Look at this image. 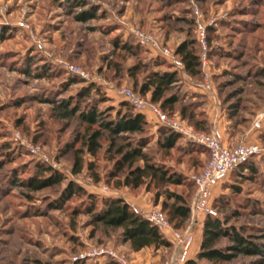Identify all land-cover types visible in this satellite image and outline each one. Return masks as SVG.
<instances>
[{"label": "rangeland", "instance_id": "rangeland-1", "mask_svg": "<svg viewBox=\"0 0 264 264\" xmlns=\"http://www.w3.org/2000/svg\"><path fill=\"white\" fill-rule=\"evenodd\" d=\"M80 15L87 17L80 20ZM134 31L153 37L174 61H179L175 49L192 42L200 73L188 76L171 60L140 45ZM161 60L177 71L178 82L167 94L179 98L168 111L171 119L205 135L218 132L228 148L244 143L264 149V0H0V264H139L142 258L150 264H180L176 244L133 252L120 230L92 223L86 211L91 195L122 198L139 213L157 209L168 220L161 209L166 198L162 195L156 204L154 185L120 186L127 170L111 175L115 156L106 152L107 133L101 149L91 156L83 138L86 127L76 119L58 118L55 110L59 101L73 99L92 83L107 100L99 103L100 96L92 93L81 108L94 104L104 117L114 119L125 101L122 89L149 102V96L138 91L148 72L170 71L156 65ZM73 78L80 82L70 85ZM182 109L185 120L180 119ZM146 122L143 136H128L117 146L142 137L151 162L181 177V185L164 186L160 192L187 200L190 219L178 229L169 225L173 231L190 232L188 255L200 234L202 222L197 219L206 217L192 212V179L201 173L209 153L179 133L176 146L162 151L157 144L162 125L149 115ZM76 157L82 167L75 175ZM250 162L256 173L230 174L213 188L212 205L228 201L223 214L213 206L217 215L236 212L229 224L262 237L264 245V157ZM40 167L62 175L61 183L38 191L22 186L32 177H48L37 173ZM69 185L81 187L85 195L66 196ZM262 259L240 255L221 264H264Z\"/></svg>", "mask_w": 264, "mask_h": 264}, {"label": "trees", "instance_id": "trees-1", "mask_svg": "<svg viewBox=\"0 0 264 264\" xmlns=\"http://www.w3.org/2000/svg\"><path fill=\"white\" fill-rule=\"evenodd\" d=\"M75 3L77 1L72 2L71 5L73 6ZM86 17V15H80L77 18L85 20ZM116 45L119 46L118 44ZM121 48L128 52L134 51L126 44H121ZM175 55L179 58L181 65H183V72L188 76H196L200 73L199 55L193 49L192 42L181 43L175 49ZM156 65H163L170 71L148 72L138 94L141 96L148 95L149 103L157 105L160 110L171 116L168 111L179 102V98L175 95L167 94L171 92L178 82L177 71L172 70L174 67L162 60L157 62ZM79 82L77 78L69 80L70 85ZM92 93H95L98 97L100 96L101 100H99V103L107 100L104 95L101 96L95 84L90 83L86 87H82L73 99L59 101L55 105L58 118L65 120L76 119L81 125L86 127L87 133L83 138L86 152L91 156L101 149L100 140L103 137V133L106 132L109 137V146L106 152L111 153L113 151L115 156L113 157L114 167L111 175L113 177L117 176L126 169L127 172L120 186L135 189L143 185H146L147 188L154 185L156 204L159 202L160 197L164 195L166 199L162 202L161 209L164 212L166 211L169 223L178 229L191 216L187 200L181 194L177 195L166 190L160 192V189L168 185H181L183 183L181 177H176L175 174L171 173L170 169L151 162V158L143 152L147 143L142 137L137 142L134 140L135 143L133 142V144L124 143V141H128V136H143L145 134L148 128L146 113L135 111L126 101L119 103V110L114 119L104 117V113L99 112L94 104L87 105L85 109H82V100L88 101ZM185 118V109H182L180 119L185 120ZM189 122L191 123L190 120ZM193 124L196 129H199V125ZM161 127L159 130L161 138L158 139L157 144L162 151H169L176 146L180 136L164 125ZM119 140L124 141L117 146ZM203 151L207 153L205 149ZM138 162H141V165H136ZM81 167L82 161L80 157H76L72 172L75 175L80 173ZM243 171L252 174L256 173V168L249 161L238 166L232 173H234L235 177L236 174L237 176H243ZM37 173L48 177L45 180L32 177L28 181L23 182L22 186L30 189V191H38L48 186L58 185L63 179L62 175L53 171L50 167H40ZM188 185L191 186L192 184L188 183ZM76 193L85 195V191L81 187L77 186L74 188L69 185L66 196ZM88 199L90 200V205L86 211L92 216V223L104 229L120 230L122 241L128 243L133 252L151 247L160 249L171 246L166 236L158 228L150 224L141 214H135L124 199L116 197L98 198L94 195L89 196ZM213 204L214 208L223 214V210L228 207L229 202L219 199ZM235 215L236 212L231 213V215L230 213L229 215L225 213L223 218L219 217L217 213L214 216H206L201 225V243L195 255L196 257L190 260L187 259L184 264H200V262L221 264L232 261L240 255L261 256L264 261V245L259 241L262 237L248 235L242 226L235 227L229 224L231 218ZM225 241L228 244L225 247H221V244Z\"/></svg>", "mask_w": 264, "mask_h": 264}, {"label": "built area", "instance_id": "built-area-1", "mask_svg": "<svg viewBox=\"0 0 264 264\" xmlns=\"http://www.w3.org/2000/svg\"><path fill=\"white\" fill-rule=\"evenodd\" d=\"M134 36L137 38L140 45L145 48L147 47L154 53H158L164 59L171 60L173 66L183 69V65H181L179 61H174V56L170 51L161 47L159 48L153 37L139 31H134ZM202 58L204 64V56H202ZM119 93L135 111L141 113L149 111L157 124L164 125L177 134L179 133L188 139L195 140L198 144L204 147L207 153H209L208 161L203 166L201 173L194 176L192 179L195 186L194 201L192 205V212L194 214L201 212L205 216L216 215L212 205L213 188L229 177L238 166L251 161L253 158L264 157V149L255 144L250 145L240 143L233 148H228L223 145L222 138L218 132L214 131L207 135L201 132H195L182 124L180 120L171 119L170 116L163 110H160L157 105L151 104L148 101L146 102L142 97L137 96L133 92L122 89ZM133 211L135 214H141L150 224L158 228V230L165 236L170 235L171 241L180 248L181 253L177 262L182 264L187 260V250L192 243V237L190 236L189 231L184 233L181 231H173L170 228L166 215L160 210L154 209L147 213H139L137 210ZM121 264H126V262L122 261ZM167 264L172 263L169 262Z\"/></svg>", "mask_w": 264, "mask_h": 264}, {"label": "crops", "instance_id": "crops-1", "mask_svg": "<svg viewBox=\"0 0 264 264\" xmlns=\"http://www.w3.org/2000/svg\"><path fill=\"white\" fill-rule=\"evenodd\" d=\"M147 116L149 115V119H153L155 122H156V120L154 119V117L151 115V113L149 112H147V114H146ZM116 198H118V197H116ZM129 204V206L130 207H134V205L135 204H132L131 202L130 203H128ZM197 220H199V222H203V218H199V219H197ZM201 225H202V223H201ZM201 225H200V234H199V236H198V238L194 241L195 243H194V245L192 246V249H191V251L188 253V255H187V257H188V260H190V259H194L196 256V253H197V251L199 250V247H200V243H201V233H202V227H201ZM169 234V233H168ZM166 238H167V240L169 241V242H171L173 245H174V242H172L171 241V238H170V235H166ZM142 250H144V249H142ZM141 251V250H140ZM193 251V252H192ZM139 252V251H138ZM138 254H140V253H137V255ZM137 257V256H136ZM139 264H150V259H145V258H142V261L140 260L139 261Z\"/></svg>", "mask_w": 264, "mask_h": 264}]
</instances>
